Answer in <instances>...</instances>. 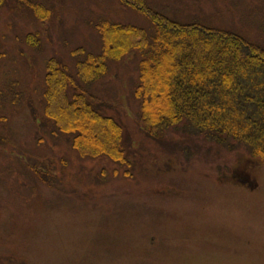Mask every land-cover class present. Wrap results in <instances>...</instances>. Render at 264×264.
I'll use <instances>...</instances> for the list:
<instances>
[{
    "label": "rangeland",
    "instance_id": "374dc122",
    "mask_svg": "<svg viewBox=\"0 0 264 264\" xmlns=\"http://www.w3.org/2000/svg\"><path fill=\"white\" fill-rule=\"evenodd\" d=\"M0 6V264H264V162L188 121L150 135L140 123L138 51L89 86L124 127L125 160L83 155L44 114L46 62L101 51L104 20L146 28L121 0ZM182 23L264 47V0H145ZM38 35V44L26 41Z\"/></svg>",
    "mask_w": 264,
    "mask_h": 264
},
{
    "label": "trees",
    "instance_id": "16d2710c",
    "mask_svg": "<svg viewBox=\"0 0 264 264\" xmlns=\"http://www.w3.org/2000/svg\"><path fill=\"white\" fill-rule=\"evenodd\" d=\"M148 16L154 33L131 24H97L99 53L73 51L71 68L61 58L46 62L44 114L58 132L70 135L83 155H106L122 162L124 127L105 114L89 86L109 73L108 61L141 54L133 94L139 118L150 135L188 121L218 143H241L264 162V47L232 31L182 23L154 11L145 0H121ZM26 7L43 23L52 9L37 0H0ZM26 41L38 44V35ZM232 144V145H231Z\"/></svg>",
    "mask_w": 264,
    "mask_h": 264
}]
</instances>
